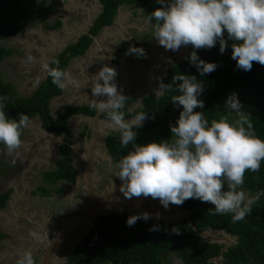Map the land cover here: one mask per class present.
<instances>
[{"label":"clouds","instance_id":"clouds-1","mask_svg":"<svg viewBox=\"0 0 264 264\" xmlns=\"http://www.w3.org/2000/svg\"><path fill=\"white\" fill-rule=\"evenodd\" d=\"M160 3L165 5V0ZM148 20L157 21L153 36L166 50L177 51L188 45L193 49H211L219 42L223 54L231 40V57L239 69L250 71L254 62L264 66V0H171L154 9ZM129 54L146 55L143 48L135 46L127 50L126 55ZM189 60L201 76L217 68L216 63L201 60L195 50ZM26 62L35 63V57L29 54ZM53 63L58 65L59 61ZM44 67L52 83L61 90H66L68 84H78L69 72L47 64ZM116 75V70L107 64L99 70L92 95L107 99H93L90 106L107 113L108 127L120 134L121 147L128 148L137 136L134 129L143 126L148 113L138 112L125 120L123 109L128 97L114 83ZM172 81L168 85L161 82L157 92L167 87L179 93L172 98L174 104L182 106L176 125L170 128L175 139L170 143L166 140L135 144L134 150L112 166L117 169L113 175L122 181L120 191L129 200L157 199L166 210L170 204L180 206L188 199H199L213 205L214 214L231 213L233 223L244 220L264 195V192L251 195L242 189L245 173L260 170L264 140L255 134L250 114L242 110L236 94L226 99L225 109L236 113L238 118L231 121L221 118L209 124L204 112L194 111L204 107V101L198 99L204 90L202 82L185 74L174 75ZM3 100L0 98V144L11 154L22 147V130L32 121L26 114H20L18 120L9 119ZM155 216L161 218L159 212ZM151 218L148 212L133 214L126 224L133 227L137 221L147 222ZM160 230L158 224L149 228ZM171 233L179 235L180 229L173 227ZM17 264H36L31 250H26Z\"/></svg>","mask_w":264,"mask_h":264},{"label":"trees","instance_id":"trees-1","mask_svg":"<svg viewBox=\"0 0 264 264\" xmlns=\"http://www.w3.org/2000/svg\"><path fill=\"white\" fill-rule=\"evenodd\" d=\"M12 1L15 0H0V11ZM98 2L101 4V10L90 26L91 34H96L102 26L110 24L116 8L122 4L133 6L138 3L147 14H151L154 9L165 6L171 0H165V5H162L160 0H98ZM152 22L157 23L155 20ZM58 24L59 22L55 21L50 28H56ZM21 27V23L16 21L0 19V39L17 34ZM89 42L90 38L87 35H81L74 43L66 45L53 60L59 61L58 65L52 61L49 67H58L62 70L66 61L72 56L82 54ZM232 43L228 40V46L223 54L219 50V42L211 49H193L188 45V57L169 64L165 73L160 76L159 86L161 82L165 85L172 84V78L176 74L196 76L203 84L204 90L198 99L204 101V107L196 108L194 111L204 112L209 124L212 120L221 118L230 121L238 118L236 113L225 109L226 99L236 94L243 105L242 110L250 114L249 118L253 123L255 134L264 140V66L254 62L250 71L239 69L236 61L231 57ZM131 46L124 45L121 49L127 51ZM194 50L201 60L216 63V70L201 76L189 60ZM8 52L0 47V58ZM59 91V88L52 83L51 77L47 75L29 96H16L11 85L0 78V98H4V111L9 119L18 120L20 114L29 117L37 115L43 129L54 136L63 135L64 141L58 147V158L55 160L54 169L42 175L43 180L49 184L57 179L68 183L74 181L75 171L70 164L66 119L75 113L88 115L93 113V110L87 106L74 105L64 108L52 117L49 114L48 100L58 95ZM178 94L167 87L159 96L152 93L145 94L141 98L140 106L131 112L127 109L132 97L128 96L123 109L125 119L142 111L148 113V118L143 122L142 127L134 129L137 136L128 148L121 147L118 132L109 131L106 134L104 145L112 162L118 164L127 152L134 150L135 144L143 145L166 140L170 143L175 139L171 137L170 128L176 125L182 111V106L172 101V98ZM7 98L10 101H7ZM103 116L107 117V113ZM2 146L3 144H0V147ZM244 181L242 189L247 193L254 195L256 192H264V161L261 162L258 172H246ZM38 190H43V187ZM6 197V193L0 194V207ZM177 207L189 210L188 216L198 231L216 229L236 236V243L228 246L222 253L223 264H264V195L252 206V212L244 220L236 223L232 222L231 213L214 214V206L199 199H188ZM133 214L135 213L111 212L97 216L81 241L67 253L64 264H163L160 252L166 250L173 251L182 264H210L208 259L219 252L221 244L203 241L200 236L193 233L184 218L178 222H163L151 218L147 222L139 220L133 227H128L126 220ZM157 224L160 225V231H149V228ZM173 227L180 229L179 235L171 233Z\"/></svg>","mask_w":264,"mask_h":264},{"label":"crops","instance_id":"crops-1","mask_svg":"<svg viewBox=\"0 0 264 264\" xmlns=\"http://www.w3.org/2000/svg\"><path fill=\"white\" fill-rule=\"evenodd\" d=\"M95 5L97 6V3L94 0H76V2L57 0L52 4L54 12L48 13L45 19H34L21 24V30L17 34L0 39V47L9 51L0 58L1 79L11 85L16 96H29L46 79L48 72L44 66L46 64L50 66L64 47L72 43L77 34L82 33L88 23L86 17L80 15L76 7L92 15L97 8ZM133 6L119 7L115 16L118 15V17H114L112 23L100 31L98 41L93 43L86 52L72 56L66 61L62 71L69 72L78 84H68L66 90L59 88V94L49 98L48 109L52 117L72 104L89 105L93 99L100 100L102 96L93 97L91 89L96 82V75L102 68L100 66H102L103 56L110 53V30L132 22L130 18H133L135 23L132 26L135 30L131 31L135 33L134 40L137 37L140 39L139 42L136 40L139 43L136 47L143 48L146 55L140 57L129 54L117 59L115 70L120 80L119 88L122 94L132 97L134 95L129 92L136 89L142 81L154 78L159 56L158 41L151 37L149 43L144 45L143 41L147 37L146 33L154 30L155 24L152 21L149 22L150 14H147L140 5L138 6L141 9L139 14L134 11ZM121 12L126 15L121 16ZM71 14H74L76 18H72ZM138 15L144 20L139 19ZM55 21L59 22L58 27L50 28ZM29 54L35 57V63L26 62ZM163 74L164 71L159 77ZM159 77H156L157 83ZM100 83L103 81L101 80ZM139 96L135 102H132V107L140 106ZM30 120L31 125L22 130L23 145L20 149L7 154L4 145L0 148V155H3L2 157L11 164L5 172L0 171V193H8L6 201L0 207V264H17V260L26 250H31L37 262L43 251L44 246L41 243L43 238L46 235L53 238V235L60 230V228L54 229L52 233L55 234H50L47 231L49 227L55 222H62L60 224L62 229L63 223L73 219V217L69 220L56 219L66 210L72 211L73 192L68 190L70 184L61 179L49 184L42 178L45 172L55 167L59 141L55 136H49L46 131L40 129L41 121L37 115H32ZM80 121L83 124L79 123ZM85 122L89 123L85 117L75 115L68 117L65 121V128L71 135V144L75 148L78 146L76 134ZM83 142L85 143L84 139L82 147L85 149ZM98 151L95 154H98ZM42 187L46 192L38 190ZM169 257L172 263L182 264L179 258L173 260L175 255L170 254Z\"/></svg>","mask_w":264,"mask_h":264},{"label":"water","instance_id":"water-1","mask_svg":"<svg viewBox=\"0 0 264 264\" xmlns=\"http://www.w3.org/2000/svg\"><path fill=\"white\" fill-rule=\"evenodd\" d=\"M96 1V3L98 2V0H94ZM97 6L99 8V11L101 10V4L98 2ZM118 12V8L116 11V14ZM115 14V16H116ZM95 14L92 15H87L86 18V22L88 23L86 25V27L82 30L81 34H85L90 38V43L87 46V48L85 49L84 52H86V50H88L89 48H91V46L93 45V43L98 41V36L99 33L93 35L88 31L87 26H90L92 24V20L95 18ZM106 26H103L99 32L105 28ZM80 35L77 34V37ZM76 37V38H77ZM76 39L73 41L75 42ZM186 57H188L189 55V49L188 46H186ZM106 59V63L109 64L110 67H113L115 69V67L112 65L111 61H110V57H108L107 55L104 56ZM184 57V56H180L179 58ZM177 58H175L174 60H177ZM181 61V60H180ZM178 62V61H176ZM168 65L165 66L164 69V73L166 71V67ZM160 78V77H159ZM159 78H158V82H159ZM115 82L118 86V88L120 87V82L118 81V77H115ZM156 96H159L161 94V92L159 93H155ZM139 98L141 99V96H139ZM101 100H106L105 97H101ZM100 112H98L97 110H95L94 115L90 118V127H91V135L89 138V141L86 142V144L84 145L85 149H86V153L80 152V156L81 158H84V168L82 170L73 167L74 171H75V179H74V185H77L79 177L81 176V174L85 173V189H86V194L85 195H81L82 198L85 197L87 199L86 204L81 202V210L84 211V214L82 215V217H73L72 220H70L69 222H65V224H62V231L61 232H57L56 235H53V238H50V236L46 235L45 238H43V240L41 241V243H43V251L41 253V255L39 256L36 264H54L56 262L57 259H59L60 256V248L63 246H67L69 248V250H71L74 245L78 242L81 241L82 236L87 232L88 228L91 227L94 224V219L96 218L97 215L101 214V209L104 207V213L102 214H107L109 212H105L107 209V205H114L115 208L118 207V205L122 202L124 203V205L126 206L127 210L126 212H133L135 214H139V213H143V212H148L152 218L156 219L155 214L157 212L160 213V220L163 222H178L179 220H181L182 218L187 220V223L189 225V227L193 230V233L197 236H200L203 241H207L209 243H219L221 244V247L219 249V252L216 256L212 257L211 259H208L209 262L214 261L215 264H223L222 263V253L228 248V246H230L231 244H235L236 243V236L234 235H229L228 233H225L222 230H201L198 231L196 226L191 222V219L189 218L188 214H189V210L187 209H182L179 208L175 205L170 204L169 208L166 210L162 205L158 206L155 205L153 202L154 199H152L151 197L148 198H132V199H126L123 195L122 192H112L111 190H107L105 193L101 192L100 194H97L96 191L93 188V183H92V178L90 177V173H91V160H92V156L94 153H97V151L95 150L94 152V147H96V143L98 140H101L102 134L106 135V133L108 131H112L109 127H108V121H104V120H100L98 115ZM31 118V116L29 117ZM131 117L126 118L125 120H130ZM41 130H44L41 126H40ZM48 133L49 136H53V134H51L49 131L44 130ZM57 140L59 141L57 144V148L59 146V143L62 142L61 138L56 137ZM72 147H75L74 145L70 144V150ZM110 212H120L118 209H115L114 211H110ZM65 227V225H67ZM44 230V229H43ZM216 232H220L222 233V236H215L214 233ZM55 234V233H52ZM46 243V244H45ZM65 262V261H64Z\"/></svg>","mask_w":264,"mask_h":264},{"label":"flooded vegetation","instance_id":"flooded-vegetation-1","mask_svg":"<svg viewBox=\"0 0 264 264\" xmlns=\"http://www.w3.org/2000/svg\"><path fill=\"white\" fill-rule=\"evenodd\" d=\"M122 5L118 6L117 8L119 9V7H121ZM96 7L97 8H96V10H95V12L93 14H95L97 16L100 13V11H99L98 6H96ZM68 15L70 16V14H68ZM71 17L72 18H76V16L74 14H71ZM113 19L114 18H112L110 24L112 23ZM93 20H92V24H93ZM110 24L105 25V26L107 27ZM90 26H87L88 31H90ZM129 29L130 30H133L134 28H131L130 27ZM97 33H100V32L98 31ZM134 34L135 33H132L128 37H126L124 39H119V40L112 37L115 41L110 42V44H109V52L110 53L107 56L110 57V61H111L112 65L114 67L117 65V59L120 56H126V52L127 51L126 50H122L121 49L122 46H124V45H132V46H135L136 47V44H134L132 42L135 39V35ZM81 35H83V34H80L76 38V40L78 38H80ZM93 35H95V34H93ZM151 38L152 39H155L154 36H153V31L151 32ZM72 43H74V42H72ZM138 45H139V43H138ZM142 46H143V44H142ZM79 55H81V54H79ZM105 59L106 58L103 56L102 66H100V67H103L105 64H107L109 66V64L106 63V60ZM118 81H120L119 78H118ZM114 83L116 84L115 80H114ZM158 85H159V82H158ZM116 86H117V84H116ZM117 88H118V86H117ZM118 90L121 91L120 88H118ZM148 92H150V90L149 91H145L144 93H142V95H140L141 98H142L143 95L149 94ZM129 93H131V94L134 95V96H132V99H131L130 103L128 104V109H127L129 112H131L134 109H136L137 107H139L138 105L135 106V107H132L131 106L132 102L133 101L135 102L136 99L138 98V94H135V91L134 90H132ZM152 94H155V93H152ZM102 97L103 98L105 97V99H107L106 96H102ZM100 100H101V98H100ZM140 101H141V99H140ZM74 105H84V106H87L88 108H91L93 110V113L91 115L83 114V113H75V114H72L70 116H73V115H75V116H82V117H85L87 119V122L91 123L90 122V118L94 115V112H95L96 109L92 108L90 106L91 104L88 105V104L79 103V104H74ZM74 105L72 104L71 106H74ZM104 114H106V112H103V113L100 112L99 115H98L99 119L100 120H104V121H108V118L105 117V116H103ZM75 118H77V117H75ZM79 123H82V122L80 121ZM89 123H86L85 122L84 125L81 126L80 130H78V133L76 134L77 142H78L77 148L72 147L71 150H70L71 135L68 134V136H67V139H68V142H69V155H70V158H71L70 159V164L72 165V167H76V168H78L80 170H82L84 168V161L85 160H84V158H81V156H80L79 153L80 152H83V153H86L87 152L86 149H83V147H82V141H83V139L85 140V143L83 142L84 145H85L86 142L89 141V138H90V135H91V127H90V124ZM105 136L106 135H103L102 134L101 140H98L97 143H96V147H94V152H95V150H99V151H98V154H95V153L93 154L92 160H91V167H90L91 168L90 177L92 178V183L94 184L93 185V188H94V190L96 191L97 194H100L101 192H104L105 193L107 190H111L112 192H115V191L116 192H121L120 191V187H121L122 181H120L119 183L118 182L116 183L115 180L113 179V177H114L113 173L114 172H111V171H117V169H115L114 167H112L113 165H115V163L112 162L111 157L108 154L107 149H106V147L104 145ZM55 137L61 138L62 139V142L64 141L62 134L60 136H55ZM61 143H59V145ZM74 179H75V177H74ZM73 183H74V181L72 183H68V184H70V188L72 189V192H73V195H72V198H71L72 211H69L68 212L66 210L65 212H63V214L61 213L60 216L58 215L57 216L58 218H56V219L63 218L65 220H69L72 217H79L80 218L84 214V211L81 210L80 206H81V202H83V203L86 204V201H87V199L85 197L82 198V196H81V195H85L86 194L85 193L86 192V189H85V173L81 174V176L79 177V180H78L77 185H74ZM74 186H75V188H74ZM103 186H105V187H103ZM6 199L4 200V202L6 201ZM115 209H118L120 212H126V210H127L126 206L123 205L122 202H121L118 205L117 208H114V205H112V204L107 205V209H106L105 212L111 213L110 211H114ZM103 210H104V207L101 209V214L104 213ZM97 216H99V215H97ZM61 223L62 222H55V224L54 225H51L47 231H49V233L52 234V231H55V230H57V229L60 228L59 232H61V230H62L61 227H60V224ZM71 250H69V248L67 246H63V247L60 248V255L65 254L66 251L68 253Z\"/></svg>","mask_w":264,"mask_h":264},{"label":"rangeland","instance_id":"rangeland-1","mask_svg":"<svg viewBox=\"0 0 264 264\" xmlns=\"http://www.w3.org/2000/svg\"><path fill=\"white\" fill-rule=\"evenodd\" d=\"M56 1L57 0H51L50 3H46V0H39V2H38V0H15V1H12V2L6 4L5 6L2 7V9L0 11V19H10L12 21H16V22L21 23V24H25L27 22L34 20V19H45V16H47L48 13L54 12V8L52 7V4L56 3ZM72 2H76V0H72ZM138 6H139V4L137 3V5H135V7H134V11L139 14L140 13L139 11L141 9H139ZM76 10L78 11V13L80 15L87 18L88 12L85 9L84 10L86 12L81 11L77 7H76ZM116 11H117V9H116ZM116 11H115V14H116ZM127 12H128V14L132 15L131 12H129V11H127ZM141 12L143 13V11H141ZM120 15L124 16L126 14L121 12ZM114 17H115V15H114ZM117 17H118V15H117ZM117 17H115V18H117ZM139 19H141L142 21L144 20L141 16H139ZM130 21H132V22H128L124 26L123 25H121L120 27L117 26L116 29L110 30L109 43L115 41L113 38L118 39V40L124 39L127 36L132 34L133 30H135V27H132V26H134L135 23L133 22L134 21L133 18H130ZM130 27L134 28V29L130 30L129 29ZM153 33H154V30H153ZM146 36L147 37L144 39L145 41H143L144 45L146 43L150 42L151 31L147 32ZM136 40L139 42L140 41L139 37H137ZM136 40H133L132 42L134 44L138 45V42ZM158 50H159L158 51L159 52L158 53V55H159L158 56V65H157V70L154 72V75H153L154 78H149V79L142 81L141 84L136 89H133L135 92H137L138 96L141 95V93H144L145 91H149L151 89L153 91H150L148 93H159V92H157L159 90V86H158L156 77H159V75H161V73H163L165 64L168 63V65H169V64H172L176 61H180V60H183L186 58L185 55H186L187 50H186L185 46H182L177 51H171V50H166L164 47H162L158 43ZM180 56H184V57L179 58ZM177 57H178V59L174 60ZM0 78H2L1 74H0ZM9 98H7V101H10ZM75 122H77V121H75ZM2 156L0 155V171L5 172L11 166V164H9L7 162V160L5 158H3ZM11 163L14 164V162H12V161H11ZM111 172H115V171H111ZM113 179L115 180L116 183L117 182L119 183L121 181L115 175H114ZM103 187H105V186H103ZM68 190H72L70 188V186H69ZM152 203H154L158 206L161 205L159 200H157V199H154ZM122 204L124 205V203H122ZM214 235L219 237V236H222V233L216 232V233H214ZM170 254L175 255L173 260H177L178 256L173 251L166 250V251L160 252V258H161L163 264H171L172 263L171 261H169L170 257L168 258V256ZM66 255H67V251L65 254L60 255L59 259H57L54 264H64V261L66 260ZM172 264H175V262H173ZM176 264H179V263L177 262Z\"/></svg>","mask_w":264,"mask_h":264}]
</instances>
